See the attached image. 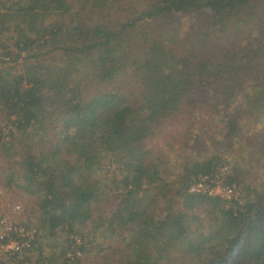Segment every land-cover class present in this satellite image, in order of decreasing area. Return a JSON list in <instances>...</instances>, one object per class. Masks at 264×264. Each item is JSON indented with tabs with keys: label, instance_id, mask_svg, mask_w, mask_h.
I'll list each match as a JSON object with an SVG mask.
<instances>
[{
	"label": "trees",
	"instance_id": "obj_1",
	"mask_svg": "<svg viewBox=\"0 0 264 264\" xmlns=\"http://www.w3.org/2000/svg\"><path fill=\"white\" fill-rule=\"evenodd\" d=\"M0 67L36 215L0 264H264V0H0ZM217 176L238 199L191 192Z\"/></svg>",
	"mask_w": 264,
	"mask_h": 264
},
{
	"label": "rangeland",
	"instance_id": "obj_2",
	"mask_svg": "<svg viewBox=\"0 0 264 264\" xmlns=\"http://www.w3.org/2000/svg\"><path fill=\"white\" fill-rule=\"evenodd\" d=\"M16 66V70L22 69V65H14ZM1 68V67H0ZM216 127L213 126V129L210 131H216ZM218 140V139H217ZM214 143L215 146H217V141ZM213 141V140H212ZM238 149V147H236ZM236 149H233L237 151ZM167 146L164 144L163 151L166 152ZM178 154V155H177ZM180 153L174 152H168L164 156L169 161V169H168V175H172L175 171L179 172L180 168L177 165H180L182 167L187 162H193L192 156H185V157H179ZM184 169V166L181 168ZM33 211V202L30 201L28 197H24L23 199L18 198L15 193L0 188V217L2 218V223L4 226L9 230V228L19 227L21 229L22 237H30L31 240H33L34 235L36 234V229L30 228L31 230L29 232V235H27L24 230L27 224L31 223L32 225L34 222L33 220L36 218V215H32L31 212ZM45 245L44 248L46 251H54L58 247H62L63 244L60 242L58 238L46 240L44 239ZM15 242L10 241L7 245H5L1 249V254H5L9 251L15 250L14 244ZM17 244V243H15ZM18 245V244H17ZM22 246V245H21ZM0 256L2 257L3 255ZM14 264V263H11Z\"/></svg>",
	"mask_w": 264,
	"mask_h": 264
},
{
	"label": "built area",
	"instance_id": "obj_3",
	"mask_svg": "<svg viewBox=\"0 0 264 264\" xmlns=\"http://www.w3.org/2000/svg\"><path fill=\"white\" fill-rule=\"evenodd\" d=\"M224 172H225V168L222 170V174H224ZM223 183H224L223 178H221V176H217L214 180H210L208 177H206L201 182H198L191 189V192L192 193L205 192V193H208L209 195L221 196V197L227 198V199H231V198L238 199L239 192L236 191V189H234V188L225 186ZM9 229H11V228H9ZM3 237H4V235L0 237L1 240ZM13 244L15 245L14 251H16V252L21 251L20 249L22 248V246H19L15 243H13ZM1 248H3V246Z\"/></svg>",
	"mask_w": 264,
	"mask_h": 264
}]
</instances>
